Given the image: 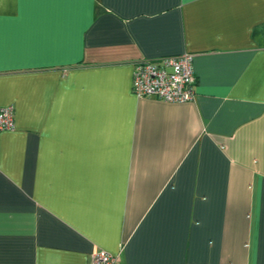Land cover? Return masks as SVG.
Masks as SVG:
<instances>
[{
    "label": "crops",
    "instance_id": "crops-1",
    "mask_svg": "<svg viewBox=\"0 0 264 264\" xmlns=\"http://www.w3.org/2000/svg\"><path fill=\"white\" fill-rule=\"evenodd\" d=\"M193 53L187 102L134 64ZM0 264H264V0H0Z\"/></svg>",
    "mask_w": 264,
    "mask_h": 264
},
{
    "label": "built area",
    "instance_id": "built-area-1",
    "mask_svg": "<svg viewBox=\"0 0 264 264\" xmlns=\"http://www.w3.org/2000/svg\"><path fill=\"white\" fill-rule=\"evenodd\" d=\"M193 53L162 56L157 60H138L134 64L131 88L140 97L166 102L193 100L197 83L193 68ZM14 107H0V132L14 129ZM88 264H117L118 257L99 249L90 255Z\"/></svg>",
    "mask_w": 264,
    "mask_h": 264
}]
</instances>
